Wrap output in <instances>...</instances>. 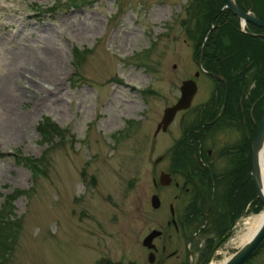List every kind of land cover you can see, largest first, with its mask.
<instances>
[{
    "label": "rangeland",
    "instance_id": "obj_1",
    "mask_svg": "<svg viewBox=\"0 0 264 264\" xmlns=\"http://www.w3.org/2000/svg\"><path fill=\"white\" fill-rule=\"evenodd\" d=\"M64 1L0 0V210L18 219L7 224L3 264H145L137 232L151 227L141 216L147 157L161 151L162 136L152 131L181 80L202 87L192 104L210 85L192 76L193 40L182 24L190 0ZM42 117L60 130L51 144L36 128ZM41 154L42 171L31 173L22 156ZM249 210L209 264L241 245L262 212ZM251 257L242 264H264V243Z\"/></svg>",
    "mask_w": 264,
    "mask_h": 264
},
{
    "label": "flooded vegetation",
    "instance_id": "obj_2",
    "mask_svg": "<svg viewBox=\"0 0 264 264\" xmlns=\"http://www.w3.org/2000/svg\"><path fill=\"white\" fill-rule=\"evenodd\" d=\"M238 8L253 14L249 8ZM213 27L212 22L211 30ZM238 27L244 33L261 32L247 21ZM202 69L197 66L192 76L203 74L211 80L205 92L199 93L203 100L192 104L202 87L186 78L196 86L188 106L176 110L168 123L158 127L164 109L178 100V87L175 101L163 107L152 131V137L162 136L161 151L152 148L147 157L151 160L149 193L141 216L151 227L137 232L145 264H209L227 239L243 230L249 209L256 205L249 197L250 186L254 190L250 142L264 109V90L256 98L249 96L251 83L244 93L234 92L237 88L227 89L216 67ZM136 261L126 264L140 260Z\"/></svg>",
    "mask_w": 264,
    "mask_h": 264
},
{
    "label": "trees",
    "instance_id": "obj_3",
    "mask_svg": "<svg viewBox=\"0 0 264 264\" xmlns=\"http://www.w3.org/2000/svg\"><path fill=\"white\" fill-rule=\"evenodd\" d=\"M86 1L89 3L97 0H65L64 6L76 7ZM222 3L223 0H190L187 6L189 20L182 24L184 30L188 33V37L193 40L192 57L197 59L204 34L210 22H213L214 27L204 40L202 47V67L205 70H211V68L216 67L217 72L222 74L227 82V89L237 88L234 92L244 93L247 86L252 83L248 94L256 98L264 90V38L240 31L238 18L227 9H219ZM235 3L240 8H249L264 23V0H235ZM56 5L58 4L44 8L35 6L34 10L36 12H54ZM190 15L198 19H195L197 25L194 30L189 28ZM248 28L252 31L255 29L251 25H248ZM36 128L41 139L46 140L50 144L53 143L52 137L60 134L59 128L45 117H42ZM43 158L41 154L38 158L22 156L21 160L30 169L31 173H35L36 171H42V168L37 163ZM22 192L23 190L18 189L7 193L4 196V204L14 200ZM249 197L256 202L252 211H259L262 205L255 197L251 186ZM8 215H10V210L6 211L5 207L4 210H0V264L4 263L10 250L6 242L9 238L11 240V236L4 242L5 236L9 235L10 232L7 231V224L18 220L9 219ZM263 243L264 240L256 251L261 249ZM1 246L6 247L3 249ZM251 259L252 257H249L246 263H249Z\"/></svg>",
    "mask_w": 264,
    "mask_h": 264
},
{
    "label": "water",
    "instance_id": "obj_4",
    "mask_svg": "<svg viewBox=\"0 0 264 264\" xmlns=\"http://www.w3.org/2000/svg\"><path fill=\"white\" fill-rule=\"evenodd\" d=\"M223 8H226L228 11L234 14L242 23L247 21L257 26L261 30V32L258 34H252V33L249 34L264 38V23L261 22L256 16L250 14L249 12L240 10L238 6L235 4L234 0H223L221 9ZM211 28H212V24L210 23L208 30L204 34V38L200 46L199 56L196 61V64L200 71H203L200 64L202 46ZM196 74L197 72H195L194 75ZM195 89H196L195 82L192 79H184L180 82L179 85L180 96L172 106L164 109L158 127L160 123H162L163 125L168 123V121H170L173 113L176 110L183 109L188 106L190 99L195 92ZM263 141H264V109L257 123L254 136L250 142V176L253 182L256 197L261 202L263 207L262 211L264 213V194L262 193V189H261L260 167H259V155L260 153H262L261 148ZM263 240H264V216L260 225L251 235V237L245 243H243L238 249H236L233 253L227 256L221 262V264H241L256 251V249L259 247V245L262 243Z\"/></svg>",
    "mask_w": 264,
    "mask_h": 264
},
{
    "label": "bare ground",
    "instance_id": "obj_5",
    "mask_svg": "<svg viewBox=\"0 0 264 264\" xmlns=\"http://www.w3.org/2000/svg\"><path fill=\"white\" fill-rule=\"evenodd\" d=\"M264 150V142L262 144V148L261 151ZM259 167H260V182H261V189H262V193L264 194V156L262 153H260L259 155ZM264 213L263 211L261 213H259L258 215L254 216L250 222H248L249 227H247L246 232L243 233L240 236L239 242L241 243V245L243 243H245L250 237L251 235L255 232V230L258 228V226L260 225L262 219H263Z\"/></svg>",
    "mask_w": 264,
    "mask_h": 264
}]
</instances>
